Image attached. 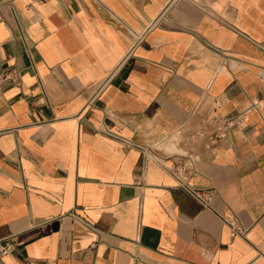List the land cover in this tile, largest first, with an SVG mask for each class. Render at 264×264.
I'll list each match as a JSON object with an SVG mask.
<instances>
[{
    "label": "crops",
    "instance_id": "0c3cea01",
    "mask_svg": "<svg viewBox=\"0 0 264 264\" xmlns=\"http://www.w3.org/2000/svg\"><path fill=\"white\" fill-rule=\"evenodd\" d=\"M262 42L264 0H0V264H264Z\"/></svg>",
    "mask_w": 264,
    "mask_h": 264
},
{
    "label": "built area",
    "instance_id": "2783aa9c",
    "mask_svg": "<svg viewBox=\"0 0 264 264\" xmlns=\"http://www.w3.org/2000/svg\"><path fill=\"white\" fill-rule=\"evenodd\" d=\"M260 46L264 50V42L260 43ZM5 78L11 79L13 81H19L21 82V72L18 69H10L5 73ZM243 117V112L237 113L235 115L229 116L225 118L219 126L217 127L219 133H223L226 131L229 127L233 126L237 121H240ZM108 134L112 136H118L115 135V133L111 131H107ZM122 143L126 148L132 147V146H138L137 143L134 141L125 138V137H119ZM145 157H154L152 153L146 149L145 150ZM156 157V156H155ZM156 159H160L156 157ZM161 164H163L166 169L169 171V173L174 177L177 186L182 187L195 195L198 199H200L205 205L209 204V201L211 199V194L203 189H199L195 187L192 183V176L197 171L196 165L192 159L187 157L186 155H177V158L173 160L171 164H166L163 160H159ZM73 215L78 218L80 221L85 222V220L73 213ZM226 221L230 224L232 232L234 234L244 233V228L242 225H237L234 222L230 221L229 219H226ZM15 236H7L0 238V259H2L4 256L10 254L14 247H15Z\"/></svg>",
    "mask_w": 264,
    "mask_h": 264
}]
</instances>
